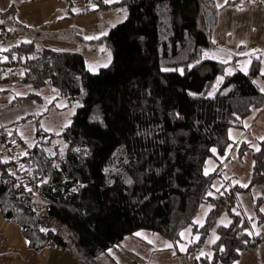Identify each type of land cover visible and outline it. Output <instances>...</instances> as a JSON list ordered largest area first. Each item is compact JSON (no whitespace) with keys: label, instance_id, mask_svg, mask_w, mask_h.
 Returning <instances> with one entry per match:
<instances>
[{"label":"trees","instance_id":"obj_1","mask_svg":"<svg viewBox=\"0 0 264 264\" xmlns=\"http://www.w3.org/2000/svg\"><path fill=\"white\" fill-rule=\"evenodd\" d=\"M211 3L96 1L104 10L124 9L126 16L106 35L85 41L112 54L111 64L95 74L80 54L40 49L33 42L0 53V69L20 84L52 89L80 105L58 135L40 127L44 114L0 127V146L9 153L4 160L0 156V215L18 227L29 250L79 252L89 262L145 231L170 243L179 256L180 233L190 227L199 239L186 247L185 257L199 253L212 232L217 238L210 256L195 264H235L241 252L260 244L251 222L235 212L237 195L251 185L222 189L217 197L230 221L215 226L219 211L209 193L219 172L206 174V164L231 147L230 129H244L264 109L257 84L264 76L258 61L242 73L238 59L204 58L215 49L208 25L200 28L204 9L213 13ZM26 123L35 127L29 144L18 134ZM259 146L253 173L264 184V139ZM248 147L242 143L239 151ZM203 204L212 208L196 226ZM260 204L254 206L257 225L264 222Z\"/></svg>","mask_w":264,"mask_h":264},{"label":"rangeland","instance_id":"obj_2","mask_svg":"<svg viewBox=\"0 0 264 264\" xmlns=\"http://www.w3.org/2000/svg\"><path fill=\"white\" fill-rule=\"evenodd\" d=\"M219 5L223 6L220 7ZM211 10L214 13V24L206 29L210 30L211 41L215 45V49L207 52L208 56L204 55V58L218 62L226 60L228 61L227 63L233 59H238L236 69L242 73H247L252 63L258 61L260 73H264V2L262 0H245L241 3L225 4L224 0H214L213 5L211 4ZM100 16L105 18L101 19L103 23H100L99 19H95ZM124 20L125 13L121 9L120 11L99 13L91 22H85V20L80 19L77 22L79 23V27H81L77 32V38L83 37L85 41L88 40L85 37L100 38ZM201 24L200 28L205 29L208 25L207 19L201 20ZM38 31L45 32L47 31V27L43 26ZM75 40H58V42H51L49 40L47 42V39H40L37 45L40 49L44 50L80 54L84 59L86 69L93 74L111 64L112 54L108 48L98 44L86 43L83 40V42ZM0 71L4 78L2 83H0V127L12 124L28 116L43 114L39 125L48 133L58 135L62 129L70 124L80 106L79 104L71 103L67 97L59 96L52 89L43 88L34 90L29 86L22 85L12 73L8 74L1 69ZM231 73H233L232 70ZM11 74L12 76H10ZM11 77L15 79L13 82L8 81ZM257 84L263 89L262 80L258 81ZM253 116L245 121L244 129L229 130L228 137L232 144L224 155H216L207 161L206 174L214 171L217 172V170L219 172L214 179L211 192V195L216 197L219 211L215 226H226L228 225L227 221H230L224 211V202L217 197L222 192V189L229 191L235 185L243 188L252 186L246 193L243 192L237 195V209L235 211L241 212L250 221H254L255 203L259 198L264 196L263 179L258 180L253 173V154L259 151L260 142L263 140L261 138H264V111L259 117L254 118ZM34 132L35 127L30 123L23 124L18 130L19 136L28 144L32 143ZM242 143L248 144L249 147L247 151L241 153L239 150ZM2 148L3 146H0V156L3 155L1 158L4 160L8 157L9 153L7 149L2 150ZM239 156L240 159H238ZM261 207L264 208V204ZM211 208L212 206L210 205H201L197 217L193 222L194 225L201 226ZM195 221H199V223H195ZM0 222L3 226H6L5 228L3 227V230L12 235L14 232L18 237V240H16L13 237L4 236V232H1L0 228V264H43L44 262L45 264H64V262H68L69 264H73L74 262H79L80 264H125L126 259L129 260L130 264H165L166 262L162 255L157 257V262L154 261V253L153 255H149L150 251L153 252L155 249L161 247V244L166 243V241L158 235L145 231L139 232L141 235H135L134 237L139 241H134V244L131 243L128 246L127 250L133 251V253L119 255L116 259L109 253H105L96 260L86 262L79 252L73 255L70 254L69 256H44L28 250L23 247L22 242L25 240L20 235L19 229L15 227L16 225L5 222L1 218V215ZM186 230L183 231L185 235L181 238L184 243L179 245V250L186 245L188 246L197 242L196 239L193 238L191 240L190 238L192 235L191 228L189 227ZM131 240H133V237H127L124 240L125 243L122 242L121 246L126 247L127 243ZM213 240L214 235L211 232L202 250L196 253L198 255H194L193 257L210 256L211 249L209 243H212ZM260 249L264 257V239L261 242ZM26 250L29 252L24 253ZM201 253H204V255H201ZM168 259L170 260V257ZM178 262H182V260Z\"/></svg>","mask_w":264,"mask_h":264},{"label":"crops","instance_id":"obj_3","mask_svg":"<svg viewBox=\"0 0 264 264\" xmlns=\"http://www.w3.org/2000/svg\"><path fill=\"white\" fill-rule=\"evenodd\" d=\"M96 1L101 2V5L110 6V5L118 4L121 0H110V2H107V3L105 2V0H89L88 3H87V0H0V28H3L6 31V33L16 34L18 37V40L16 43L21 42V41L23 42L30 41V42H33L37 47H38L37 44L39 43L40 39H47V42H49V40L51 42L52 41L58 42V40L74 41L76 38L75 41L79 40L83 42L85 41L83 40V37H81L80 39L77 38V32L79 28H81L78 25L79 23H77L78 20L83 19L85 20V22H91V20L94 19V17H96V15H98L99 13H108L110 11H115V10L120 11V9L123 11V13H125V16H126V12L124 11V9L111 8V9L104 10V9H101L102 6H97L95 4ZM213 1L214 0H212V3H211L212 5H213ZM230 2L231 1H228L227 4H230ZM212 14L214 15V13ZM103 18H104L103 16H100L99 18H95V19H99V22L103 23V21L101 20ZM43 26L47 27V31L45 32L38 31ZM91 40H96V39H88L86 41H91ZM262 83H263V89H264V80H262ZM263 111L264 109L256 112L253 117L255 118L257 116L258 117L261 116L263 114ZM263 197L264 196L259 198V200H261L260 211L264 215V211H262V209L264 208L261 207L264 204ZM255 219L256 218L254 216V221L249 220L251 222L250 231L253 234V236L260 237L261 242H262V240L264 239V222L260 225H257L255 222ZM227 224H229V221H227ZM3 227L5 228L6 226H3L2 223L0 222L1 232H4V236H8L10 238L13 237V239L18 240V237L16 236L14 232H13V235L11 233L8 234L6 230H3ZM13 229H16V228H13ZM13 231H16V230H13ZM213 235H214V241H215L217 237L214 233ZM131 237H133V240L128 242L126 247L121 246L120 248H117V249H111L109 251V254L113 258L115 257L116 259L119 257V255L133 253V251H128L127 248L131 243L134 244V241L138 242L139 240L135 238L134 236H131ZM195 237L196 236H193V235L190 236L191 240ZM261 242L257 247L241 252L239 259L235 262V264H264L263 252L260 249ZM123 243L125 242L123 241ZM22 244L24 248L28 249L26 241H23ZM167 244H170V243L166 241V243L161 244V247L155 249L153 252L152 251L149 252V255H153L154 253L153 258L155 259L154 260L155 262H157L158 260L157 257L162 255L164 256L163 258L167 262V263L165 262V264H195V261L197 260V258L193 256L198 255V254L194 252V253L189 254L186 257L184 256L186 249H187L186 248L187 245L183 248L184 250H179L181 255L177 256L176 251L173 248V246L169 248V247H166ZM212 244L213 242L209 243L210 249H211ZM28 250H26L24 253H28L29 252ZM37 253L42 254L44 256H48V255L69 256L70 255V253L68 252L57 253L56 251H50L48 249H43L42 251L37 252ZM166 255L170 257V260L168 259L169 257ZM179 258H182V259H179ZM181 260L182 262H178ZM43 264H45V262ZM64 264H69V263L64 262ZM73 264H80V263L74 262ZM125 264H130L128 259H126Z\"/></svg>","mask_w":264,"mask_h":264},{"label":"built area","instance_id":"obj_4","mask_svg":"<svg viewBox=\"0 0 264 264\" xmlns=\"http://www.w3.org/2000/svg\"><path fill=\"white\" fill-rule=\"evenodd\" d=\"M18 37L16 34H9L3 28H0V53L6 52L9 48L15 45L17 42ZM6 49V50H5ZM13 74V73H12ZM12 74L10 76H12ZM3 74L0 71V81L4 78L2 77ZM15 79L12 77L8 79V81L13 82Z\"/></svg>","mask_w":264,"mask_h":264},{"label":"snow or ice","instance_id":"obj_5","mask_svg":"<svg viewBox=\"0 0 264 264\" xmlns=\"http://www.w3.org/2000/svg\"><path fill=\"white\" fill-rule=\"evenodd\" d=\"M105 2L107 3V2H110V0H105ZM224 3L225 4H227L228 3V0H224ZM220 7H222L223 5H219ZM242 10V9H241ZM94 38H98V37H85V39H94ZM27 43H31L30 41H26ZM6 50V49H5ZM205 56H208V53H205L204 54ZM6 59V58H5ZM222 63H227L228 61H226V60H223V61H221ZM165 71H167V69H165ZM229 74H231V70H229ZM262 74H264V73H262ZM223 78L221 77L220 78V80H222ZM262 91H264V89H261ZM210 95H211V93H210ZM261 139H264V138H261ZM213 151H215L214 149H213ZM26 154V153H25ZM14 175V174H13ZM42 183H44V181H42ZM129 183H131V181H129ZM245 187H246V185H244ZM28 191H31V189H27ZM209 195H211V193H209ZM262 211H264V209H262ZM195 223H199V221H195ZM41 231H45V229H41ZM136 235H141L140 233H137ZM184 233L182 232V233H180V236L181 237H184ZM194 239H196V240H198L199 238L198 237H195ZM150 243H151V241H149ZM213 243L215 242L214 240L212 241ZM166 247H172V245L171 244H167L166 245ZM181 250H184L183 248H181ZM201 255H204V253H201ZM197 259H199V257H197Z\"/></svg>","mask_w":264,"mask_h":264},{"label":"water","instance_id":"obj_6","mask_svg":"<svg viewBox=\"0 0 264 264\" xmlns=\"http://www.w3.org/2000/svg\"><path fill=\"white\" fill-rule=\"evenodd\" d=\"M204 13L206 15V19H207V22H208V27L212 26L214 24V16H213V14L210 11H208L207 9H204ZM207 32H209V31L207 30Z\"/></svg>","mask_w":264,"mask_h":264},{"label":"bare ground","instance_id":"obj_7","mask_svg":"<svg viewBox=\"0 0 264 264\" xmlns=\"http://www.w3.org/2000/svg\"><path fill=\"white\" fill-rule=\"evenodd\" d=\"M210 31V30H209ZM209 33V32H208Z\"/></svg>","mask_w":264,"mask_h":264}]
</instances>
